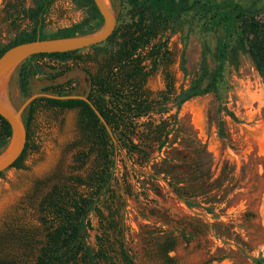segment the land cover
<instances>
[{
  "label": "rangeland",
  "instance_id": "obj_1",
  "mask_svg": "<svg viewBox=\"0 0 264 264\" xmlns=\"http://www.w3.org/2000/svg\"><path fill=\"white\" fill-rule=\"evenodd\" d=\"M38 1L0 0V47L33 33L50 39L75 26L77 31L93 33L102 27L101 15L90 4L51 0L45 12L38 15ZM143 1L147 0H108L116 25L128 22L131 10ZM149 1L163 11L181 1H187L188 6L181 15L179 30L169 37V55L145 87L155 102L153 112L140 122L165 120L167 140L160 146L165 136L156 140L150 136V147L146 148L149 158L140 165L136 156L128 159L123 150L117 149L106 185L115 197L111 200L105 192L100 201L101 219L90 214L86 243L96 250L101 243L98 239L104 241L105 229L110 240H115L108 227L114 221L122 237L116 236V241L123 242L135 264H254L264 259V76L256 71L246 53L230 7H262L264 0ZM219 39L227 48L221 78L207 94L177 107L180 88H187L199 74L201 62L205 61L210 70L215 67ZM182 59L185 74L181 70ZM27 61L19 64L9 80V100L15 109L33 95H52L45 91L47 87L68 81H72L73 88L68 96L85 97L88 82L83 65L71 60L62 65L48 58L30 62L43 68L31 79L28 96L22 97L18 70ZM90 66L93 70L94 62ZM48 67L70 70L52 79L48 75L54 72ZM169 81L172 94L161 104ZM26 110L22 114L24 126ZM77 123L76 110L38 108L26 130L28 140L22 158L14 167L0 171L1 258L15 255L20 264L34 262L39 246L32 241L43 240L44 234L38 204L43 194L68 175L74 165L80 140ZM164 158L171 165L183 164L176 172L190 175L196 169L202 173L203 186L195 193H203L192 200L193 207H187L162 178L159 169L164 168ZM186 177L183 184L187 187L200 184L198 179ZM16 233L28 235L31 245L20 246ZM166 239L176 241L167 259L158 248ZM116 245L118 249L119 244ZM110 257L112 264H123L113 253Z\"/></svg>",
  "mask_w": 264,
  "mask_h": 264
},
{
  "label": "trees",
  "instance_id": "obj_2",
  "mask_svg": "<svg viewBox=\"0 0 264 264\" xmlns=\"http://www.w3.org/2000/svg\"><path fill=\"white\" fill-rule=\"evenodd\" d=\"M79 4H90L99 14L92 0H76ZM51 4V0L38 1V15H41ZM135 5L130 12L128 22L117 24L113 33L102 43L66 53L35 54L28 57L18 70V89L22 97L28 96L30 81L33 76L42 72L43 65L30 63L40 58L58 60L62 65L68 61H78L83 65V72L88 82L85 97L91 102L95 110L102 116L111 130L108 133L105 125L100 121L90 105L81 99H51L38 98L33 100L27 108L26 130L38 108L45 106L60 110H76L79 141L76 145L77 152L73 157L74 165L71 171L61 180L54 183L41 197L38 210L39 220L43 225V240L32 241L38 244V254L32 264H112L110 254L118 256L123 264H135L133 258L127 253L123 242L116 241V236L121 237V231L114 221L109 222V230L113 231L115 240H110V235L105 229L104 241L95 250L86 243V236L91 229L90 214L95 213L102 218L100 201L107 191L108 198L113 200L115 195L107 188L110 178V168L117 149L124 151L128 159L135 156L140 160L139 165L149 158L150 151L147 143L150 136L155 140L164 137L160 146L167 140V122L151 121L140 122L150 115L154 109L155 100L151 99L146 90L149 77L157 70V66L169 55L168 40L180 28V18L186 10L187 1L174 4L170 10L163 11L152 1H143ZM8 12L10 10L8 9ZM230 14L238 23L239 38L244 45L256 71L264 76V5H237L232 4ZM100 15V14H99ZM100 27V24L96 29ZM76 26L59 35L50 38L72 37L93 33L92 30H76ZM95 31V29H94ZM38 38L31 34L19 42L0 47V56L9 48L24 42L34 41ZM85 50H88L83 54ZM91 53H90V52ZM227 48L222 39L216 45V64L210 70L205 61L201 62L199 74L192 79L187 88H180L177 95V107L193 97L210 92L217 84L224 71ZM102 58H98V56ZM150 60L147 65L146 61ZM38 62V61H37ZM94 62V69L90 63ZM184 60L181 61V70L185 74ZM54 73L48 76L58 78L70 69L61 67L55 69L48 67ZM58 70V71H57ZM72 81L64 85L47 87L52 95L64 97L70 95ZM172 83L166 85V96L161 104L168 101L172 94ZM176 120V114L173 116ZM11 136L9 124L0 116V149H2ZM26 139L28 134L26 131ZM25 147L19 158L9 167H14L22 158ZM162 178L167 182L172 192L185 201L187 207H193L194 198L203 192L202 173L196 169L193 173L185 175L176 172L181 165H171L164 158ZM159 173V172H158ZM156 173L155 175H157ZM192 181L198 179L199 185L187 187V177ZM21 232V231H18ZM17 234V233H16ZM16 240L20 246L31 245L28 235L19 233ZM122 238V237H121ZM174 239H166L160 248L162 257L167 259V253L174 249ZM118 249H117V245ZM18 245V246H19ZM0 264H20L15 255L8 258L0 257ZM254 264H264L263 260L254 261Z\"/></svg>",
  "mask_w": 264,
  "mask_h": 264
},
{
  "label": "water",
  "instance_id": "obj_3",
  "mask_svg": "<svg viewBox=\"0 0 264 264\" xmlns=\"http://www.w3.org/2000/svg\"><path fill=\"white\" fill-rule=\"evenodd\" d=\"M102 17V27L99 31L72 37L36 39L34 41L17 44L7 49L0 56V116L9 124L11 130L10 141L6 149L0 154V171L9 168L21 155L26 143V129L22 122V114L30 103L40 97L51 99H81L86 101L105 125L109 134L111 130L102 116L95 110L91 102L82 96H56L37 94L29 97L19 109H15L9 100V80L14 70L28 57L35 54L66 53L84 49L102 43L108 39L116 27V16L108 0H92Z\"/></svg>",
  "mask_w": 264,
  "mask_h": 264
}]
</instances>
